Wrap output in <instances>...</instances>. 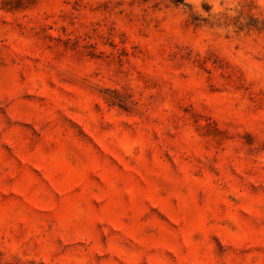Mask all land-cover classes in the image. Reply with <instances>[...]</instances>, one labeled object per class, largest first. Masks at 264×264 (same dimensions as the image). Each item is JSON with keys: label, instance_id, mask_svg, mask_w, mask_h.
<instances>
[{"label": "rangeland", "instance_id": "obj_1", "mask_svg": "<svg viewBox=\"0 0 264 264\" xmlns=\"http://www.w3.org/2000/svg\"><path fill=\"white\" fill-rule=\"evenodd\" d=\"M0 264H264V0H0Z\"/></svg>", "mask_w": 264, "mask_h": 264}, {"label": "trees", "instance_id": "obj_2", "mask_svg": "<svg viewBox=\"0 0 264 264\" xmlns=\"http://www.w3.org/2000/svg\"><path fill=\"white\" fill-rule=\"evenodd\" d=\"M176 2H183V0H175Z\"/></svg>", "mask_w": 264, "mask_h": 264}]
</instances>
